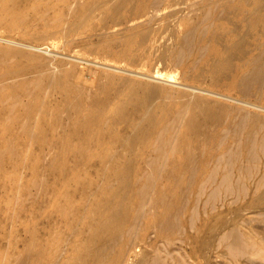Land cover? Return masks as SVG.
<instances>
[{"label":"bare ground","instance_id":"6f19581e","mask_svg":"<svg viewBox=\"0 0 264 264\" xmlns=\"http://www.w3.org/2000/svg\"><path fill=\"white\" fill-rule=\"evenodd\" d=\"M75 1L0 0V23L13 26L53 16L62 18ZM177 2L84 0L73 11L86 18L110 13L114 24H128L136 19V29H148L150 21L141 23L140 19ZM189 7L193 14L185 16L183 23L187 35L201 50L199 72L210 74L216 83L230 78L240 99L264 91V0H203ZM146 39L147 34L141 33L126 38L125 45L140 46ZM10 55H16L17 60L11 62ZM24 59L38 60L24 50L0 47V65L9 70L1 78L26 75ZM44 68L34 77L0 85V123L5 122L0 127V141L5 143L0 145V163L5 153L15 152L18 142H29L35 129L39 133L34 141L46 143L59 136L58 164L78 163L91 157L108 161L114 153V143L121 144V150L111 159L112 172L102 184L97 185L87 175L67 179L63 171L55 172L52 179L44 176L40 180L38 206L44 227L38 233L31 229L33 225L29 227L33 233L25 247V264H125L128 252L140 237L141 220L150 213L159 217L157 226L162 232L180 228L181 207L173 209L177 195L164 190L159 176L179 171L189 173L194 181L203 167L213 163L210 178L218 184L215 194L220 190L240 192L246 187L244 180L264 167V114L260 112L200 96L179 100L182 105L174 110L165 89L152 85L143 91V84L134 83L131 95L113 115H108L104 107L113 102L109 83L102 87L106 96L95 97L86 107L79 92L63 90L68 85L70 69ZM59 89L64 92L60 103L54 104L41 95ZM130 104L137 112L133 122ZM128 120L131 132L123 134L117 129V122ZM12 125L20 126L22 132L14 133ZM224 125L228 128L223 132ZM147 148L155 152L149 153ZM136 157H145L150 167L139 188L134 179ZM262 173L257 187L263 189L256 198L259 202L252 201L254 204H264V170ZM72 184L74 191L67 189ZM160 203L165 208L161 212L157 211ZM237 230L232 228L226 235L230 253L236 262L245 257L247 264H257L252 257H264V244L245 239ZM148 261L163 264L157 255H151Z\"/></svg>","mask_w":264,"mask_h":264},{"label":"rangeland","instance_id":"374dc122","mask_svg":"<svg viewBox=\"0 0 264 264\" xmlns=\"http://www.w3.org/2000/svg\"><path fill=\"white\" fill-rule=\"evenodd\" d=\"M83 1L76 0L71 9H66L62 18L53 16L36 23H19L13 26L7 22L0 23V47L12 46L38 58L36 61L23 60V65L28 69L24 76L1 78L9 70L0 65V85L34 77L44 66L45 71L68 68L71 74L68 85L63 90L67 88L79 92L86 107L91 105L95 97L106 96L102 87L109 83L113 102L104 107L108 115H113L118 105L131 95L134 83L143 84V91L149 90L152 85L165 89L174 110L182 105L181 100L185 102L200 96L264 114V91L242 98L249 102L247 103L240 99L238 89L230 78L216 83L210 74L199 72L201 50L187 35L183 18L193 14L190 5L203 0H177L176 4L166 10L150 14L148 18L143 17L140 19L141 23L150 21L148 29H136V19L128 24H114L110 13L89 18L80 16L73 9ZM133 26L134 29L130 28ZM141 33L147 34L143 44L133 45L132 48L125 45L126 38ZM8 58L14 62L18 57L10 55ZM23 91L25 90L20 92ZM49 91L41 95L54 104L60 103L64 92L61 89ZM129 107V113L132 114L130 120L133 122L134 115L137 118V112L132 104ZM128 123L129 120L118 121L117 129L128 134L131 132ZM4 124L5 122L0 123V127ZM12 126L14 133L22 132L20 126ZM227 128L228 125H224L221 130L224 132ZM38 133L39 129H35L29 142H18L15 152L5 153L0 163V264H25V247L31 233H38L44 227L38 206L40 180L45 177L52 179L55 172L63 171L62 173L67 174V179L80 174L90 176L97 185L102 184L112 172L109 170L113 165L111 159H115L121 150V144L114 143V153L108 161L91 157L78 163L71 161L58 164L56 153L61 148L58 144L59 136L43 143L34 141V136ZM152 140L155 141L156 137ZM4 144L0 141V145ZM147 151L155 152L149 148ZM134 163V179L139 188L145 183L142 176L150 167L145 157H136ZM213 170L214 164L209 163L208 168L203 167L201 173L198 172L194 181L190 180L189 173L179 171L159 176L164 190L177 195V205L173 209L181 207L180 228L162 232L157 226L159 217L150 213L141 220L140 237L133 243L125 264H148L151 255H157L163 264H247L245 257L236 262L227 246L226 235L228 230L235 228L245 239L264 244V204L252 202H259L256 198L263 188H258L257 182L264 167L261 166L260 172L255 170L254 175L244 180L247 192L243 188L240 192L220 190L216 194L218 184L210 178ZM139 179H142L140 183ZM68 188L74 191L76 187L72 184ZM183 200L186 201L184 204ZM164 209V205L160 203L157 211ZM28 219L32 222L29 223ZM252 258L257 264H264L263 256Z\"/></svg>","mask_w":264,"mask_h":264}]
</instances>
